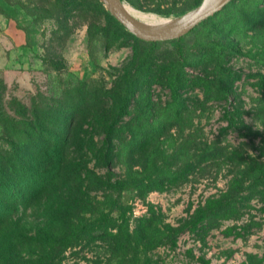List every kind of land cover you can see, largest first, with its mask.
I'll use <instances>...</instances> for the list:
<instances>
[{
  "label": "rangeland",
  "instance_id": "obj_1",
  "mask_svg": "<svg viewBox=\"0 0 264 264\" xmlns=\"http://www.w3.org/2000/svg\"><path fill=\"white\" fill-rule=\"evenodd\" d=\"M123 1L184 15L205 0ZM177 40L140 39L100 0H0V264H264L263 200L190 224L264 171V0Z\"/></svg>",
  "mask_w": 264,
  "mask_h": 264
},
{
  "label": "trees",
  "instance_id": "obj_2",
  "mask_svg": "<svg viewBox=\"0 0 264 264\" xmlns=\"http://www.w3.org/2000/svg\"><path fill=\"white\" fill-rule=\"evenodd\" d=\"M153 45L156 42H152ZM178 50L183 51V46L180 43V38L177 40ZM186 173V172H184ZM260 199L264 201V171L259 174L258 177L251 183L243 185L240 183H235L234 181L231 185L224 191L218 194H213L208 197L203 205H200L196 210V213L191 218V227L197 228L198 226H203L208 229L217 227L222 224L224 220L228 219H240L249 208L253 207L251 201L253 199ZM3 220L0 218V224ZM261 226L260 221L251 220L250 222L242 224H232L228 225L225 229L227 235H233L235 237H245L253 227ZM151 225L149 226V228ZM184 228V227H183ZM182 230V228H176L175 230ZM159 230V229H158ZM144 240L147 243L146 249L152 250L157 246L160 241V236H154L151 234V230L146 234H142ZM115 241H118V235H114ZM2 238L0 236V246L2 244ZM154 262L152 253L146 254L145 259H141L135 264H152Z\"/></svg>",
  "mask_w": 264,
  "mask_h": 264
},
{
  "label": "water",
  "instance_id": "obj_3",
  "mask_svg": "<svg viewBox=\"0 0 264 264\" xmlns=\"http://www.w3.org/2000/svg\"><path fill=\"white\" fill-rule=\"evenodd\" d=\"M111 14L140 39L149 42L178 39L193 30L200 22L223 8L230 0L203 2L184 17L160 26L146 25L128 12L123 0H100Z\"/></svg>",
  "mask_w": 264,
  "mask_h": 264
},
{
  "label": "bare ground",
  "instance_id": "obj_4",
  "mask_svg": "<svg viewBox=\"0 0 264 264\" xmlns=\"http://www.w3.org/2000/svg\"><path fill=\"white\" fill-rule=\"evenodd\" d=\"M215 0H205L204 2L206 4L212 3ZM124 5L128 12L132 14L136 19H138L140 22L146 25H151V26H160L169 22H173L177 19H180L187 15L189 12H187L184 15H163V14H158V13H153V12H142L140 10H137L133 7H131L128 3L124 2ZM192 11V10H191Z\"/></svg>",
  "mask_w": 264,
  "mask_h": 264
}]
</instances>
